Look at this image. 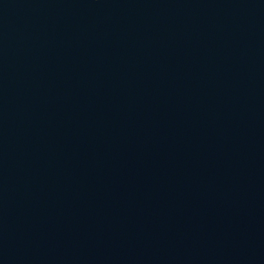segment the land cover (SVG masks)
<instances>
[{
    "label": "water",
    "instance_id": "obj_1",
    "mask_svg": "<svg viewBox=\"0 0 264 264\" xmlns=\"http://www.w3.org/2000/svg\"><path fill=\"white\" fill-rule=\"evenodd\" d=\"M0 264H264V0H0Z\"/></svg>",
    "mask_w": 264,
    "mask_h": 264
}]
</instances>
